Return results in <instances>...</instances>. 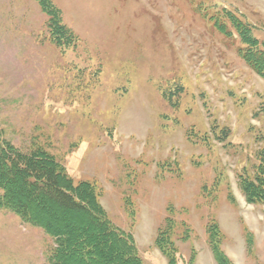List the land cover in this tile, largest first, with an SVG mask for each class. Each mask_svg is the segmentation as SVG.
Returning a JSON list of instances; mask_svg holds the SVG:
<instances>
[{
    "label": "rangeland",
    "instance_id": "374dc122",
    "mask_svg": "<svg viewBox=\"0 0 264 264\" xmlns=\"http://www.w3.org/2000/svg\"><path fill=\"white\" fill-rule=\"evenodd\" d=\"M52 1L77 36L62 46L38 1L0 0V150H41L91 183L145 264H169L155 244L169 217L177 264H218L213 222L233 264H264V205L241 188L264 160V77L224 17L264 42V0ZM55 249L0 209V264H51Z\"/></svg>",
    "mask_w": 264,
    "mask_h": 264
},
{
    "label": "trees",
    "instance_id": "16d2710c",
    "mask_svg": "<svg viewBox=\"0 0 264 264\" xmlns=\"http://www.w3.org/2000/svg\"><path fill=\"white\" fill-rule=\"evenodd\" d=\"M36 1L48 16L47 26L58 46L77 39L62 23V11L52 0ZM227 16L243 44L238 50L240 57L264 77V42L253 35L251 25L224 10ZM225 25L216 22L214 26L226 37L231 36ZM241 188L249 202L264 205V160L252 179H243ZM0 209L11 210L55 238L51 264H145L133 236L110 223L94 186L88 182L75 185L64 167L41 150L23 154L11 145L0 150ZM207 230L217 263L233 264L222 250L224 236L218 224L213 222ZM174 231L175 222L169 217L155 241L169 264H177ZM193 263L192 258L187 264Z\"/></svg>",
    "mask_w": 264,
    "mask_h": 264
}]
</instances>
